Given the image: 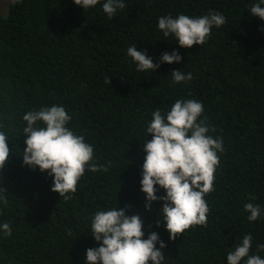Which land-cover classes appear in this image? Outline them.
I'll return each instance as SVG.
<instances>
[{
    "label": "trees",
    "instance_id": "obj_1",
    "mask_svg": "<svg viewBox=\"0 0 264 264\" xmlns=\"http://www.w3.org/2000/svg\"><path fill=\"white\" fill-rule=\"evenodd\" d=\"M103 2L85 11L73 0H15L0 14V130L12 149L0 173L7 190L0 224L12 228L11 236L0 231V264H85L86 250L98 246L94 213L118 207L142 217L144 238L159 234L167 245L163 264H227V253L248 233L250 254L264 258L257 248L264 216L250 223L244 209L250 202L264 209V20L249 12L259 0H125L111 19ZM209 11L226 23L201 46L181 48L158 29L161 16ZM132 45L155 63L173 50L182 60L138 72L127 55ZM179 69L193 79L173 83L170 72ZM177 99L202 102L200 119L215 129L210 135L222 137L224 151L215 190L205 196L207 224L172 241L163 223L156 227L162 202L145 210L140 180L151 114L166 113ZM52 105L66 108L68 127L93 145L95 163L107 169L86 170L67 200L51 191L47 172L23 165V115Z\"/></svg>",
    "mask_w": 264,
    "mask_h": 264
},
{
    "label": "clouds",
    "instance_id": "obj_2",
    "mask_svg": "<svg viewBox=\"0 0 264 264\" xmlns=\"http://www.w3.org/2000/svg\"><path fill=\"white\" fill-rule=\"evenodd\" d=\"M74 4L86 10L95 7L100 0H73ZM9 4V3H8ZM8 6V5H7ZM125 0H104L103 12L111 19L118 10L125 9ZM251 16L264 20V0L254 3ZM226 23L225 16L218 11H209L200 16L178 14L176 17L165 15L158 18V29L165 38L173 36L181 48L190 49L203 45L212 34L213 27L219 28ZM127 55L137 64L138 72H154L161 63H180L181 55L173 50L164 52L160 63H155L147 51H138L136 45L127 49ZM173 83H187L193 79L189 72L180 69L170 72ZM108 83L110 80L107 78ZM202 102L195 99H177L166 113L156 108L146 127L151 140H145L142 151L146 153L142 165L141 191L145 194V210L151 211L153 202L160 201L162 220L156 227L164 224L169 239L193 226L207 224L210 208L205 196L214 189L215 173L220 165L219 153L224 151L222 137H214L203 115ZM71 116L63 105L41 107L23 115L26 126V148L23 149V165L35 170L37 167L53 177L51 191L60 197L70 199V193L77 191V185L86 170L107 171L94 161L92 144L83 135L76 134L68 127ZM4 125L0 124V129ZM5 131L0 130V173L12 154ZM165 195L158 196V188ZM0 187V201L7 202ZM254 199V197H253ZM130 208V206H126ZM248 221L254 222L264 216V209L254 203L244 205ZM5 236L12 235L9 223L0 224ZM92 237L97 247L86 250L85 264H163L166 257L163 249L167 247L157 232H149L145 237L144 220L139 214H126V208L98 210L91 219ZM253 236L244 234L233 250L227 253V264H264V258L250 254ZM157 244L159 247H157ZM257 248L264 251V244Z\"/></svg>",
    "mask_w": 264,
    "mask_h": 264
},
{
    "label": "rangeland",
    "instance_id": "obj_3",
    "mask_svg": "<svg viewBox=\"0 0 264 264\" xmlns=\"http://www.w3.org/2000/svg\"><path fill=\"white\" fill-rule=\"evenodd\" d=\"M15 0H0V14L4 15L7 11V5L9 2H12Z\"/></svg>",
    "mask_w": 264,
    "mask_h": 264
}]
</instances>
